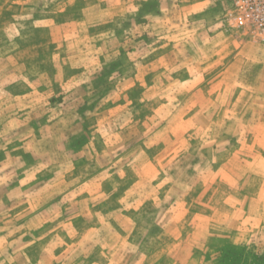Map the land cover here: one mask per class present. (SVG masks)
<instances>
[{"label":"rangeland","instance_id":"rangeland-1","mask_svg":"<svg viewBox=\"0 0 264 264\" xmlns=\"http://www.w3.org/2000/svg\"><path fill=\"white\" fill-rule=\"evenodd\" d=\"M234 1L0 0V264H264Z\"/></svg>","mask_w":264,"mask_h":264},{"label":"built area","instance_id":"built-area-1","mask_svg":"<svg viewBox=\"0 0 264 264\" xmlns=\"http://www.w3.org/2000/svg\"><path fill=\"white\" fill-rule=\"evenodd\" d=\"M233 15L237 27L264 41V0H235Z\"/></svg>","mask_w":264,"mask_h":264}]
</instances>
